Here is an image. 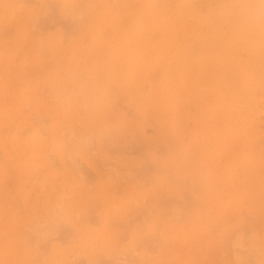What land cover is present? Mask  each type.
I'll return each mask as SVG.
<instances>
[{"label": "rangeland", "instance_id": "374dc122", "mask_svg": "<svg viewBox=\"0 0 264 264\" xmlns=\"http://www.w3.org/2000/svg\"><path fill=\"white\" fill-rule=\"evenodd\" d=\"M17 1L0 2V264H264V0Z\"/></svg>", "mask_w": 264, "mask_h": 264}, {"label": "bare ground", "instance_id": "6f19581e", "mask_svg": "<svg viewBox=\"0 0 264 264\" xmlns=\"http://www.w3.org/2000/svg\"><path fill=\"white\" fill-rule=\"evenodd\" d=\"M27 1H28V0H27ZM27 1H26V2H27ZM37 1H38V0H37ZM0 2H1V0H0ZM13 2H14V1H13ZM26 2L24 1V4H25ZM35 2H36V1H35ZM65 2H66V1H65ZM1 3H2V2H1ZM8 3H9V2H8ZM16 3H17V5H19L20 3L23 4V2H21V0H20L19 4H18V1H17ZM52 3H53V2H52ZM57 3H58V2H57ZM63 3H64V2H63ZM63 3H61V4H63ZM2 4H3V3H2ZM5 4H6V3H5ZM22 4H20V5H22ZM24 4H23V5H24ZM35 4H36V3H35ZM37 4H38V2H37ZM44 4H47L46 1H45ZM50 4H51V3H50ZM58 4H59V3H58ZM64 4H65V3H64ZM208 4H209V3H208ZM17 5H16V8H19L20 6H17ZM41 5H42V4H41ZM47 5H48V4H47ZM54 5H56V4H54ZM75 5H76V4H75ZM167 5H168V4H167ZM76 6H77V5H76ZM45 7H46V6H45ZM50 7H51V6H50ZM55 7L58 8L57 5H56ZM72 7H74V6H72ZM1 8H2V7H1ZM14 8H15V6H14ZM46 8H47V7H46ZM57 8H56V10H57ZM71 9H72V8H71ZM0 10H3V9H0ZM11 10H12V12L9 13V14H10V16H13L12 13H13V11L15 12L16 10H15V9H10V11H11ZM40 10H41V9H40ZM46 10H48V9H46ZM56 10H55V11H56ZM76 10H80V7H79V9H76ZM7 11L9 12V9H7ZM51 11H53V10H51ZM65 11H67V10H64V12H65ZM69 11H70V10H69ZM28 12H29V11H28ZM53 12H54V11H53ZM72 12H73V11H72ZM76 12H77V11H76ZM55 13H57V12H55ZM62 13H63V11H62ZM20 14H21V13H20ZM20 14H19V15H20ZM23 14H24V13H23ZM65 14H66V13H65ZM68 14H69V12H68ZM7 15H8V14H7ZM44 15L46 16V14H44ZM49 15H50V14H49ZM190 15H191V14H190ZM17 16H18V15H17ZM41 16H42V15H41ZM58 16H59V15H58ZM61 16H62V15H61ZM68 16H69V15H68ZM74 16H75V15H74ZM78 16H79V15H78ZM187 16H188V15H187ZM38 17H39V16H38ZM42 17H44V16H42ZM49 17H50V16H48L47 18H49ZM51 17H52V16H51ZM65 17H66V16H65ZM0 18H2V17L0 16ZM11 18H12V17H11ZM44 18H45V17H44ZM54 18H55V17H54ZM56 18H57V17H56ZM68 18H69V17H68ZM75 18H76V17H75ZM77 18H78V17H77ZM79 18H80V17H79ZM174 18H175V17H174ZM190 18H191V17H190ZM34 19H35V18H34ZM51 19H52V18H51ZM73 19H74V18H73ZM84 19H85V18H84ZM166 19H167V18H166ZM4 20H5V19H4ZM6 20H7V19H6ZM36 20L39 21V22L41 21L40 19H37V17H36ZM43 20H45V19H43ZM47 20L49 21V19H47ZM47 20H45V22H47ZM54 20H55V19H54ZM71 20H72V19H71ZM74 20H75V19H74ZM167 20H168V19H167ZM26 21H27V20H26ZM32 21H33V20H32ZM32 21H30V20H29V22L27 21V24H26L27 26H26V28H27L30 24H33V23H34L33 25H34L35 27H37V25L35 24L36 21L34 20L33 23H30V22H32ZM60 21H61V20H60ZM72 21H73V20H72ZM81 21H83V20H81ZM129 21H130V19H129ZM107 22H108V21H107ZM28 23H30V24L28 25ZM53 23H54V22H53ZM56 23H57V22H56ZM62 23H63V22H62ZM76 23H77V22H76ZM4 24H5V25H4ZM4 24H3V25H4L3 28L6 27V26H7V27L9 26L8 24L6 25V21L4 22ZM37 24L39 25V23H37ZM45 24L48 25V23H45ZM40 25H41V24H40ZM42 25H44V22H43V21H42ZM42 25H41V26H42ZM49 25H50V24H49ZM61 25H62V24H61ZM64 25H65V24H64ZM77 25H78V24H77ZM12 26H13V25H12ZM12 26L10 25L9 28L12 29V31H13V27H12ZM31 26H32V25H31ZM34 26H33V27H34ZM54 26H55V25H54ZM65 26H66V25H65ZM79 26H80V24H79ZM79 26H78V27H79ZM88 26H89V25H88ZM192 26H193V24H192ZM21 27H22V24H21ZM33 27H32V28H33ZM38 27H40V26H38ZM42 27L45 28V25L42 26ZM69 27H70V26H69ZM0 28H1V26H0ZM9 28H8V29H9ZM32 28H31V29H32ZM52 28H53V27H52ZM61 28H62V27H61ZM10 29H9V30L5 29V30L9 33V31H11ZM39 29H40V28H39ZM48 29H49V28H48ZM129 29H130V28H129ZM2 30H3L4 32H6L4 29H2ZM21 30H22V28H21ZM21 30H20V31H21ZM45 30H46V29H45ZM69 30H70V29H69ZM91 30H93V29L91 28ZM98 30H99V29H98ZM130 30H131V29H130ZM12 31H11V33H12ZM20 31H19V32H20ZM26 31L28 32V29H27ZM29 31H30V30H29ZM31 31H32V30H31ZM31 31L28 32V37H29V33H31ZM38 31H39V30H38ZM42 31H43V30H42ZM42 31H41V32H42ZM4 32H3V33H4ZM49 32H50V30H49ZM67 32H68V31H67ZM69 32H70V31H69ZM130 32H131V31H130ZM8 33H7L6 37L12 35V34H10V33H9V34H10V35H9ZM50 33H51V32H50ZM50 33H49V34H50ZM75 33H76V32H75ZM0 34H2V31L0 32ZM31 34H33V33H31ZM62 34H63V32H62ZM3 35H4V34H3ZM3 35H0V38H1V37L3 38ZM17 35H19V34H17ZM24 35H25V33H24ZM67 35H68V34H67ZM126 35H127V34H126ZM126 35H125V37L128 36V35H127V36H126ZM19 36H20V35H19ZM64 36H65V35H64ZM22 37H24V36H22ZM30 37H31V36H30ZM30 37H29V38H30ZM89 37H90V36H89ZM208 37H209V36H208ZM2 38H1V39H2ZM19 38H20V37H19ZM2 40H3V39H2ZM5 40H6V39H5ZM126 40H127V39H126ZM2 42H3V41H2ZM210 42H211V41H210ZM129 44H130V43H129ZM145 44H146V43H145ZM20 45H21V44H20ZM39 45H42V44H39ZM21 46H22V45H21ZM57 46H58V45H57ZM57 46H56V47H57ZM17 47H18V46H17ZM15 48H16V47H15ZM16 49H17V48H16ZM39 49H40V50H39L40 53H41V50H43V51L45 50V49L42 48V46H41V48L39 47ZM111 49H112V48H111ZM2 50H3V49H2ZM1 52H2V51H1ZM15 52H17V50H16ZM15 52L11 53L10 55L14 56V53H15ZM42 53L44 54L45 52H42ZM16 54H17V53H15V55H16ZM111 56H112V55H111ZM115 56H116V55H115ZM113 57H114V55H113ZM10 58H11V57H10ZM13 58H14V57H12V65L15 64V62H13ZM22 59H23V57H22ZM125 60H126V59H125ZM10 61H11V60H9V63H10ZM26 63H27V62H25V64H26ZM148 63H149V62H148ZM10 64H11V63H10ZM10 64H8V66H10ZM118 64H119V63H118ZM39 65H40V64H39ZM39 65H38V66H39ZM41 67H42V66L40 65L39 68L41 69ZM8 68H9V67H8ZM23 68H24V67H23ZM23 68H22V70H23ZM144 68H145V67H144ZM35 69H36V68H35ZM114 70H116V69H114ZM8 71H9V70H8ZM8 71H7V73H8ZM36 71H37V70H36ZM105 71H106V70H105ZM10 72H11V71H10ZM22 72H23V73H22ZM22 72H21V73L24 75L25 72H24V71H22ZM111 73H112V71H111ZM8 74H9V76H10V73H8ZM11 74L14 76V73H11ZM22 74H20V75H22ZM37 74H38V73H37ZM133 74H134V72H133ZM108 75H109V74H108ZM24 76H25V75H24ZM10 77H11V76H10ZM14 77H15V76H14ZM112 77H113V76H112ZM147 77H148V76H147ZM12 78H13V77H12ZM12 78H11V79H12ZM23 78H24V77H23ZM24 79H25V78H24ZM6 80H7V79H6ZM23 81H24V80H23ZM109 81H110V80H109ZM109 81H107V82H109ZM16 82H17V81H16ZM135 82H136V81H135ZM143 82H144V81H143ZM112 83H113V82H112ZM144 83H145V82H144ZM8 84L10 85L9 82H8ZM17 84H19V83L17 82L16 85H17ZM74 84H75V83H74ZM132 84H135V83L133 82ZM136 84H137V83H136ZM149 84H150V83H149ZM149 84H147V85H149ZM9 85H8V86H9ZM12 85L14 86L13 83H12ZM12 85H11V86H12ZM22 85H23V84H22ZM115 85H116V84H115ZM13 86H12V87H13ZM19 86H20V85H19ZM134 86H135V85H134ZM134 86H133V87H134ZM9 87H10V86H9ZM12 87H11L10 89H12ZM14 87H15V86H14ZM133 87H132V88H133ZM135 87H137V86H135ZM15 88L17 89V87H15ZM115 88H116V87H115ZM132 88H130V89H132ZM150 88H151V87H150ZM156 88H157V87H156ZM133 89H134V88H133ZM139 89H140V88H139ZM151 89H152V88H151ZM0 90H1V89H0ZM119 90H120V89H119ZM10 91H11V90H10ZM131 91H132V90H131ZM142 91H143V90H142ZM146 91H147V90H146ZM1 92H2V90H1ZM117 92H118V91H117ZM149 92H150V91H149ZM1 94H2V93H1ZM4 94H5V93H4ZM129 94H130V93H129ZM257 94H258V93H257ZM2 95H3V94H2ZM132 95H133V94H131V96H132ZM136 95H137V94H136ZM102 97H103V96H102ZM3 98H4V97H3ZM3 98H1V99H3ZM129 99H130V98H129ZM132 100H133V99H132ZM3 102H4V101H3ZM42 102H43V100H42ZM44 102H45V101H44ZM28 103H29V102H28ZM5 104H6V103H5ZM24 105H25V104H24ZM24 105H23V106H24ZM21 106H22V104H21ZM21 106H20V107H21ZM26 106H27V105H26ZM26 106H24V107H26ZM2 107H3V104H2ZM4 107H5V105H4ZM27 107H28V106H27ZM27 107L25 108V110H27ZM7 108H8V107H5V109H7ZM3 109H4V108H3ZM3 109H2V110H3ZM149 111H150V110H149ZM43 115H44V114H43ZM43 115H42V117H40L41 119L43 118ZM45 115H48V114L45 113ZM185 115H186V114H184V116H185ZM33 116H34V115H33ZM121 116H122V115H121ZM44 117L47 118V120H48V116H47V117L44 116ZM185 117H186V116H185ZM12 118H13V117H12ZM49 118H50V116H49ZM130 118H131V117H130ZM252 118H253V117H252ZM53 119H54V118H53ZM10 120H11V119H10ZM10 120H9L8 122H10ZM22 123L24 124V121H23ZM22 123H21V127L23 126ZM47 123H48V122H47ZM58 123H59V124H58ZM58 123H57V124L60 125V121H59V120H58ZM42 124H45V123L42 122ZM61 124H63V123H61ZM189 124H190V123H189ZM7 125H8V124H7ZM7 125H6V126H7ZM46 125H47V124H45L44 126H46ZM6 126H4V128H5ZM11 126H12V125L9 126L10 129H8V130H11V128L13 127V126H12V127H11ZM40 126H41V125H40ZM190 126H191V125H190ZM21 127H20V128H21ZM177 127H178V126H177ZM259 127H260V126H259ZM4 128H1V130H3ZM28 128H29V127H28ZM6 129H7V128H5V132L7 131ZM12 129H13V128H12ZM25 129H26V126L24 127V130H25ZM29 129H30V128H29ZM57 129H59V127H57ZM64 129H65V128H64ZM64 129H63V132L65 133L66 131H65ZM15 130H16V129H15ZM17 130H19V129H17ZM17 130H16V131H17ZM20 130H21V129H20ZM22 130H23V129H22ZM27 130H28V129H27ZM70 130H71V129H70ZM12 131H13V130H12ZM25 131H26V130H25ZM25 131H24V132H25ZM28 131H29V130H28ZM72 131L75 132L74 128H72ZM88 131H89V130H88ZM126 131H127V129H126ZM2 132H3V131H2ZM8 132H9V131H8ZM8 132H7V133H8ZM10 132H11V131H10ZM51 132H52V131H51ZM56 132H57V133L59 132L58 135L62 134V135H60V136L63 137L64 134H63V133H60V129H59V131L56 130ZM68 132H69V131H68ZM127 132H128V131H127ZM12 133H13V132H12ZM16 133H18V131H17ZM26 133H27V132H26ZM28 133H29V132H28ZM28 133H27V134H28ZM72 133H73V132H72ZM72 133H70V134H72ZM76 133H77V132H76ZM76 133H75V134H76ZM10 134H11V133H9V135H10ZM18 134H19V133H18ZM66 134H68V133L66 132ZM75 134H74V137L77 138V136H76ZM79 134H80V133H79ZM88 134H89V132H88ZM103 134H104V133H102V135H103ZM144 134H145V133H144ZM144 134H143V137H144ZM4 135H6V134L4 133ZM9 135H6V136L9 137V140H11V139H14V138H15V135H16V134H15L14 136H9ZM12 135H13V134H12ZM21 135H22V134H21ZM24 135H25V134H24ZM38 135H39V134H38ZM40 135H41V134H40ZM68 135H69V134H68ZM68 135H67V136H68ZM72 135H73V134H72ZM77 135H78V133H77ZM107 135H108V134H107ZM109 135H110V134H109ZM109 135H108V136H109ZM42 136H43V135H42ZM67 136L64 135V137H66V138H67ZM131 136H132V135H131ZM8 137H6V138H8ZM10 137H14V138H10ZM43 137H44V138H43ZM43 137H42V138H43V141H44L46 136H43ZM56 137H57V135H56ZM58 137H59V136H58ZM72 137H73V136H72ZM121 137H122V136H121ZM90 138H91V136H90ZM122 138H123V137H122ZM139 138H140V137H139ZM86 139H87V138H86ZM91 139H92V138H91ZM135 139H136V138H135ZM140 139H141V138H140ZM62 140H63V139H62ZM68 140H69V139H68ZM68 140H67V141H68ZM87 140H88V139H87ZM121 140L123 141V139H121ZM142 140H143V139H142ZM13 141H14V140H13ZM63 141H64V140H63ZM65 141H66V140H65ZM79 141H81V140L79 139ZM89 141H90V140H89ZM122 141H121V142H122ZM137 141H138V140H137ZM139 141H140V140H139ZM258 141H259V140H258ZM260 141H261V140H260ZM68 142H69V141H68ZM10 143H11V142H10ZM65 143H67V142H65ZM82 143H83V142H82ZM92 143H93V140H92L90 146H92ZM124 143H125V142H124ZM124 143H123V144H124ZM133 143H134V142H133ZM136 143L138 144V142H136ZM44 144H46V141H45ZM103 144H104V143H103ZM119 144H120V143H119ZM125 144H126V143H125ZM256 144H257V143H256ZM46 145H47V144H46ZM62 145H63V144H62ZM83 145H84V143H83ZM52 146H53V145H52ZM106 146L108 147V145H106ZM106 146H104V147H106ZM111 146H113V145H111ZM117 146H118V145H117ZM125 146H126V145H125ZM137 146H138V145H137ZM142 146H143V145H142ZM43 147H44V146H43ZM63 147H64V146H63ZM63 147H62V148H63ZM107 147H106V148H107ZM120 147H121V146H120ZM138 147H139V146H138ZM45 148H46V147H45ZM84 148H85V150L89 149L88 147H87V149H86V146H85V145H84ZM116 148H117V147H116ZM116 148H115V149H116ZM124 148H125V147H124ZM48 149H51V150H52L53 148L50 146ZM64 149H65V147H64ZM107 149H108V148H107ZM121 149H122V148H121ZM139 149H141V152H142L143 149L145 150V148L142 149V147L139 148ZM139 149H138V150H139ZM38 150H39V149H38ZM62 150H63V149H62ZM108 150H110V148H109ZM118 150H119V147H118ZM63 151H64V153H65V150H63ZM63 151H62V152H63ZM115 151H116V150H115ZM120 151H121V150H120ZM123 151H124V150H123ZM145 151H146V150H145ZM158 151H159V150H158ZM0 152H1V151H0ZM52 152H53V151L50 152V155H51ZM93 152H94V150H93ZM141 152H140V153H141ZM143 152H144V151H143ZM66 153H67V152H66ZM147 153H148V152H147ZM160 153H163V152H160ZM0 154H1V153H0ZM90 154H91V153H90ZM114 154H115V153H114ZM116 154H117V153H116ZM126 154H127V151H126ZM128 154L130 155V153H128ZM141 154H142V153H141ZM143 154H145V153H143ZM8 155H9V153H8ZM54 155H55V154H54ZM64 155H65V154H64ZM94 155H95V153H94ZM137 155H138V153H137ZM65 156H66V155H65ZM73 156H75V155H73ZM76 156H77V155H76ZM92 156H93V154H92ZM92 156H91V158H92ZM138 156H139V155H138ZM144 156H145V155H144ZM146 156H148V155H146ZM8 157H10V155H9ZM48 157H49V156H48ZM89 157H90V156H89ZM125 157H126V155H125ZM50 158H52V157H50ZM53 158H54V157H53ZM53 158H52V159H53ZM70 158H72V157L70 156ZM75 158H76V157H75ZM75 158H74V159H75ZM78 158H79V156H78ZM78 158H77V160H78ZM140 158H141V157H140ZM10 159H11V158H9V160H10ZM35 159H37V157H36ZM55 159H56V158H55ZM55 159H54V160H55ZM66 159H67V156H66ZM72 159H73V158H72ZM79 159H80V158H79ZM92 159H93V158H92ZM111 159H112V158H111ZM115 159H116V157H114L113 162L115 161ZM144 159H146V158H144ZM70 160H71V159H70ZM125 160H127V159L125 158ZM148 160H149V159H147L146 161L149 162ZM10 161H11V160H10ZM56 161L58 162V160H56ZM75 161H76V160H75ZM92 161H93V160H92ZM109 161H110V160H109ZM130 161H131V160H130ZM130 161H129V162H130ZM65 162H66V161H65ZM65 162H64V163H65ZM77 162H78V161H77ZM111 162H112V160H111ZM113 162H112V163H113ZM147 162H145V163H147ZM8 163H9V161H8ZM8 163H7V164H8ZM58 163H59V162H58ZM79 163L81 164V163H83V162L80 161ZM108 163H109V162H107V164H108ZM112 163H111V164H112ZM114 163H116V161H115ZM65 164H66V163H65ZM72 164H73V163H72ZM75 164H76V162H75ZM94 164H95V163H94ZM109 164H110V163H109ZM111 164H110V165H111ZM140 164H141V163H140ZM55 165H56V164H55ZM59 165H60V164H59ZM59 165H58V166H59ZM67 165H68V164H67ZM82 165H83V164H82ZM113 165H115V164H113ZM75 166H76V165H75ZM77 166H78V165H77ZM96 166H97V165H96ZM111 166H112V165H111ZM202 166H203V165H202ZM11 167H12V166H11ZM56 167H57V166H56ZM56 167H55V168H56ZM79 167H80V166H79ZM84 167H87V166H84ZM84 167L82 166V168H84ZM98 167H99V166H98ZM98 167H96V168H98ZM116 167H117L118 169H120L118 166H116ZM116 167H115V168H116ZM148 167L151 168L152 166H148ZM58 168H59V167H57L56 169H58ZM70 168H71V167H70ZM107 168H108V167H107ZM109 168L111 169V167H109ZM121 168H122V167H121ZM142 168H143V167H142ZM150 168H148V169H150ZM165 168H166V167H165ZM45 169H46V168H45ZM71 169H72V168H71ZM73 169H75L74 164H73ZM76 169H78V167H76ZM76 169H75V170H76ZM98 169H99V168H98ZM100 169H101V168H100ZM100 169H99V170H100ZM110 169H109V170H110ZM113 169H114V168H112V170H113ZM122 169H123V168H122ZM136 169H137V168H136ZM140 169H141V168H140ZM140 169H139V170H140ZM145 169H146V168H145ZM155 169H156V168H155ZM155 169H154V170H155ZM169 169H170V168H169ZM171 169H172V168H171ZM207 169H208V168H207ZM42 170H44V168H43ZM120 170H121V169H120ZM120 170H119V171H120ZM134 170H135V169H134ZM134 170L132 169V172H134V174H135L136 171H134ZM152 170H153V169H152ZM152 170H151V171H152ZM158 170H159V168H158ZM160 170L162 171L163 169H160ZM164 170H165V169H164ZM164 170H163V171H164ZM213 170H214V169H213ZM58 171L60 172V170H58ZM76 171H77V170H76ZM76 171H75V173H76ZM78 171L80 172V170H78ZM103 171H104V170H103ZM125 171L127 172L128 170H125ZM129 171H130V170H129ZM129 171H128V172H129ZM143 171H144V169H143ZM156 171H157V170H156ZM163 171H162V172H163ZM198 171H200V170L198 169ZM61 172H62V171H61ZM100 172H101V174H103L102 171H100ZM100 172H99V174H100ZM109 172H110V171H109ZM111 172H112V171H111ZM121 172H122V171H121ZM126 172H125V173H126ZM130 172H131V171H130ZM140 172H141V171H140ZM159 172H160V171H159ZM165 172L168 173L169 171H165ZM170 172H171V171H170ZM213 172H214V171H213ZM73 173H74V170H73ZM81 173H84V172H80V174L77 172V175L75 174V176H77V178H78L79 175H81ZM85 173H86V171H85ZM85 173H84V174H85ZM137 173H138V172H137ZM144 173H145V172H144ZM195 173H196V172H195ZM195 173H194V174H195ZM202 173H203V172H202ZM87 174H88V173H87ZM90 174H91V173H90ZM90 174H89V175H90ZM121 174H122V173H121ZM126 174H127V173H126ZM134 174L132 173V176H134ZM147 174H148V173H147ZM147 174H146V175H147ZM34 175H35V173H34ZM34 175H33V177H34ZM85 175H86V174H85ZM85 175H84V176H85ZM122 175H123V174H122ZM128 175H129V174H128ZM137 175H138V174H137ZM140 175H141V173H140ZM146 175H144V176H146ZM35 176L37 177V175H35ZM100 176H101V175H100ZM103 176H104V175H103ZM103 176H102V177H103ZM106 176H107V175H106ZM124 176H125V175H124ZM132 176H131V177H132ZM149 176H150V175H149ZM149 176H147V177H145V178L147 179ZM151 176H152V175H151ZM168 176H169V175H168ZM29 177H30V176H28V178H29ZM31 177H32V176H31ZM36 177H35V178H36ZM81 177H82V176H81ZM90 177H91V176H90ZM95 177H96V176H95ZM102 177H101V179H103ZM135 177H136V174H135ZM170 177H172V176H170ZM213 177H214V176H213ZM28 178H27V179H28ZM83 178H85V177H83ZM87 178H89V177L86 176V179H85L86 181H88V180L91 181V178H92V177L89 178L88 180H87ZM93 178H94V174H93ZM108 178H109V177H108ZM120 178H122V176H121ZM123 178H124V177H123ZM133 178H134V177H133ZM141 178H142V177H141ZM149 178H150V177H149ZM168 178H169V177H168ZM30 179H31V178H30ZM78 179L81 180V178H78ZM111 179H114V178H111ZM139 179H140V178H139ZM143 179H144V178H143ZM153 179H154V178H153ZM172 179H173V178H172ZM203 179H204V178H203ZM206 179H207V178H206ZM28 180H29V179H28ZM32 180H33V182H34L35 179L33 178V179H31L30 181L32 182ZM114 180H115V179H114ZM122 180H124V179H122ZM147 180H148V179H147ZM147 180H146V181H147ZM149 180H150V179H149ZM170 180H171V179H170ZM173 180H174V179H173ZM173 180H172V182H173ZM175 180H176V179H175ZM178 180L181 181L180 179H178ZM178 180H177L176 182H174V183H177V184H178V182H179ZM9 181H10V180H9ZM30 181H29V182H30ZM76 181H77V180H75V183H76ZM86 181H85V182H86ZM93 181H94V180H93ZM93 181H92V182H93ZM120 181H121V180H120ZM120 181H119V182H120ZM125 181H126V180H125ZM139 181H140V180H139ZM144 181H145V180H144ZM190 181L192 182V180H190ZM193 181H194V180H193ZM27 182H28V181H27ZM31 182H30V183H31ZM88 182H89V181H88ZM88 182H86V183H88ZM185 182H186V181L184 180V182H182V183L179 182V183H180V184H183V183H185ZM191 182H190V183H191ZM194 182H195V181H194ZM24 183H25V181H24ZM24 183H23V184H24ZM75 183H74V185H73L72 187L75 186ZM89 183H91V182H89ZM142 183H143V182H142ZM142 183H141V184H142ZM157 183H158V182H156V184H157ZM190 183L188 182V186H189ZM196 183H198V182L196 181ZM196 183H195V184H196ZM221 183H222V181H221ZM33 184H34V183H33ZM134 184H135V183H134ZM134 184H133V182H132V184H130V185H131L130 187H132V185H134ZM141 184H140V185H141ZM162 184H163V183H162ZM195 184H193V185H195ZM223 184H224V183H223ZM92 185H93V183H92ZM95 185H96V184H95ZM183 185H184V184H183ZM198 185H199V184H198ZM198 185H197V186H198ZM42 186H43V185H42ZM88 186H89V187H87V189L90 188L91 185L88 184ZM135 186H136V185H135ZM137 186H139V185H137ZM137 186H136V187H137ZM141 186H142V185H141ZM141 186H139V187H141ZM163 186H164V185H163ZM223 186H224V185H223ZM130 187H129V188H130ZM139 187H138V189H139ZM142 187H144V185H143ZM142 187H141V188H142ZM195 187H196V186H194V188H195ZM52 188L54 189L55 187L53 186ZM91 188L93 189V187H91ZM114 188H115V187H114ZM141 188H140V189H141ZM161 188H162V185H161ZM186 188H187V187H186ZM189 188H191V187H189ZM199 188H200V187H199ZM202 188H203V187H202ZM226 188H227V187H226ZM6 189H7V188H6ZM40 189H41V188H40ZM40 189H39V190H40ZM62 189H63V187H62ZM62 189H61V191H62ZM116 189H117V188H116ZM133 189H134V187H133ZM142 189H143V188H142ZM192 189H193V187H192ZM222 189H223V188H222ZM7 190H10V188L7 189ZM113 190H114V189H113ZM184 190H185V189H184ZM189 190H191V189H189ZM225 190H226V189H225ZM5 191H6V190H4V192H5ZM51 191H52V189H51ZM88 191H89V190H88ZM142 191H143V190H142ZM220 191H221V190H220ZM229 191H231V189H229ZM38 192H39V191H38ZM183 192H184V191H183ZM188 192H189V191H188ZM191 193H192V192H191ZM198 193H199V192H198ZM36 194H37V193H36ZM63 194H64V193H63ZM63 194H61V195L63 196ZM88 194H89V193H88ZM91 194H92V193H91ZM9 195H11V194H9ZM9 195H8V196H9ZM12 195H13V194H12ZM59 195H60V194H59ZM64 195H65V194H64ZM67 195H68V194H67ZM67 195H65L64 198L67 197ZM110 195H111V194H110ZM28 196H29V195H28ZM47 196H48V195H47ZM62 196H61V197H62ZM168 196H169V195H168ZM3 197H4V196H3ZM5 197H6V196H5ZM17 197H18V196H17ZM37 197H38V196H37ZM37 197H36V199H37ZM12 198H13V196H12ZM88 198H89V197H88ZM88 198H87V200H88ZM101 198H102V197H101ZM142 198H143V197H142ZM186 198H187V197H186ZM189 198H191V197H189ZM10 199H11V198H10ZM15 199H16V198H15ZM59 199H60V198H59ZM112 199H113V198H112ZM112 199H111V200H112ZM168 199H169V198H168ZM3 200L5 201L4 198H3ZM11 200L13 201V199H11ZM16 200H17V199H16ZM27 200H28V198H27ZM61 201H62V200H61ZM100 201H102V200H100ZM156 201L158 202V200H156ZM184 201H185V200H184ZM233 201H234V200H233ZM15 202L17 203V201H14V203H15ZM20 202H21V201H20ZM178 202H179V201H178ZM16 203H15V206H16ZM55 203H56V202H55ZM93 203H94V202H93ZM99 203H100V202H99ZM159 203H160V202H159ZM159 203H158V204H159ZM190 203H192V202H190ZM196 203H197V202H196ZM234 203H235V201H234ZM44 204H45V203H44ZM58 204H59V203H58ZM88 204H89V201H88ZM175 204H176V203H175ZM56 205H57V204H54V206H56ZM59 205H60V204H59ZM86 205H87V204H86ZM102 205H103V204H102ZM200 205H201V204H200ZM15 206H13V207H15ZM54 206H53V207H54ZM87 206H90V205H87ZM91 206H92V205H91ZM95 206H96V205H95ZM95 206H94V208H95ZM100 206H101V203H100ZM151 206H152V205H151ZM177 206H178V205H177ZM195 206H196V205H195ZM16 207H17V206H16ZM57 207H58V205H57ZM60 207H61V206H60ZM60 207H58V211H59L60 209L62 210V208H60ZM103 207H104V206H103ZM114 207L116 208L115 205H114ZM127 207H128V206H127ZM89 208H90V210H91V207H88V209H89ZM96 208H97V210H98V207H96ZM101 208H102V207H101ZM105 208H107V207H105ZM112 208H113V207H112ZM153 208H154V207H153ZM197 208H198V207H197ZM15 209H17V208H15ZM53 209H54V208H53ZM17 210H18V209H17ZM74 210H75V209H74ZM82 210H83V209H82ZM92 210H93V209H92ZM92 210H91V211H92ZM94 210H96V209H94ZM97 210H96V212H98ZM137 210H138V209H137ZM62 211H63V210H62ZM112 211H113V210H112ZM134 211H135V210H134ZM24 212H25V211H24ZM74 212H75V211H73V213H74ZM93 212H95V211H93ZM131 212H132V211H131ZM135 212H136V211H135ZM53 213H54V212H53ZM75 213L77 214V212H75ZM75 213H74V216H73V217H76V214H75ZM55 214H56V213H55ZM57 214H58V213H57ZM125 214H126V213H125ZM84 215H85V214H84ZM97 215H98V214H97ZM101 215H102V214H101ZM110 215H111V214H110ZM130 215H131V214H130ZM155 215H156V214H155ZM25 216H27V215H25ZM57 216H58V215H57ZM77 216H78V215H77ZM99 216H100V215H99ZM104 216H106V215H104ZM132 216H133V215H132ZM163 216H164V215H163ZM182 216H183V215H182ZM106 217H107V216H106ZM106 217H104V219H105ZM11 218H12V217H11ZM56 218H58V217H56ZM132 218H134V217H132ZM59 219H60V217H59ZM73 219H74V218H73ZM94 219H95V218H94ZM99 219H100V218H98L97 221H99ZM44 220H45V219H44ZM74 220H75V219H74ZM121 220H122V219H121ZM136 220H137V219H136ZM142 220H143V219H141V221H142ZM63 221H64V220H63ZM63 221H62V222H63ZM75 221H76V220H75ZM113 221H114V220H113ZM244 221H245V220H244ZM249 221H250V220H249ZM0 222H1V221H0ZM32 222H33V221H32ZM60 222H61V221H58V224H61V223H62V222H61V223H60ZM64 222H65V221H64ZM66 222H67V221H66ZM66 222H65V223H66ZM100 222H101V221H100ZM106 222H107V221H106ZM111 222H112V219H111V221H110V225L112 226ZM116 222H118V221L115 219V223H116ZM173 222H174V221H173ZM10 223H11V226H12V222H10ZM65 223H64V224H65ZM113 223H114V222H113ZM29 224H31V223H29ZM29 224H28V225H29ZM107 224H108V223H107ZM118 224H119V223H118ZM4 225H5V224H4ZM8 225H9V223H8ZM28 225H25V226H28ZM110 225H109V227H110ZM114 225H116V224H114ZM127 225H128V224H127ZM127 225H126V226H127ZM158 225H160V223H159ZM248 225H249V224H248ZM250 225H251V224H250ZM2 226H3V225H2ZM25 226H24V227H25ZM44 226H45V225H44ZM122 226L124 227V225H122ZM8 227H9V226H8ZM18 227H19V226H18ZM31 227H33V226H31ZM31 227L29 226V228H31ZM34 227H35V226H34ZM34 227H33V228H34ZM61 227H62V226H61ZM63 227H64V225H63ZM63 227H62V228H63ZM66 227H67V228L69 227V226H67V223H66ZM66 227H65V228H66ZM114 227H115V226H114ZM141 227H144V226H141ZM33 228H32V229H33ZM37 228H38V227H36V229H37ZM39 228H40V227H39ZM39 228L37 229V232L40 231L41 228H40V229H39ZM42 228H43V227H42ZM59 228H60V227H59ZM69 228H70V227H69ZM71 228H72V227H71ZM110 228H111V227H110ZM125 228H126V227H125ZM144 228H145V227H144ZM155 228H157V227H155ZM25 229H26V228H25ZM128 229H129V228H128ZM17 230H18V229H17ZM71 230L73 231V228H72ZM28 231H29V230H28ZM30 231H31V230H30ZM68 231H69V229H68ZM72 231H71V232H72ZM164 231H165V229H164ZM26 232H27V231H26ZM34 232H35V231H34ZM42 232L46 235V233H45L44 231H42ZM42 232H41V233H42ZM122 232H123V231H122ZM157 232H158V231H157ZM2 233H3V232H2ZM16 233H17V232H16ZM27 233H29V232H27ZM35 233H36V232H35ZM35 233H33V234L36 235L37 233H36V234H35ZM39 233H40V232H39ZM73 233H74V232H73ZM73 233H71V234H73ZM159 233H160V232H159ZM164 233H165V232H164ZM13 234H14V233L12 232L11 235H13ZM29 234H30V233H29ZM29 234H28V235H29ZM44 234H43V235H44ZM69 234H70V233H69ZM71 234H70L69 236H71ZM245 234H246V233H245ZM1 235H2V234H1ZM1 235H0V236H1ZM11 235H10V236L8 235V236L11 237ZM51 235H52V234H50V236H51ZM56 235H57V234H56ZM56 235H55V237H56ZM153 235H154V234H153ZM169 235H170V234H169ZM214 235H215V234H214ZM6 236H7V235H6ZM52 236H53V235H52ZM52 236H51V238H52ZM69 236H66V237H69ZM119 236H120V235H119ZM3 237H4V235H3ZM3 237L1 236V238H3ZM12 237H13V236H12ZM40 237H42V236L39 235V238H40ZM47 237H48V236H47ZM53 237H54V236H53ZM64 237H65V236H64ZM145 237H146V236H145ZM147 237H149V236L147 235ZM151 237H152V236H151ZM155 237H156V236H155ZM1 238H0V241L2 240ZM14 238H15V236H14ZM14 238H13V240H12V239H11V240L14 241ZM42 238H43V237H42ZM4 239L6 240V238H4ZM40 239H41V238H40ZM52 239H53V238H52ZM65 239H66V238H65ZM68 239H69V238H68ZM100 239H101V238H100ZM115 239H116V238H115ZM148 239H149V238H148ZM46 240H47V239H46ZM26 241H27V242H26L27 245L30 246L31 243H30L29 239L26 240ZM50 241H51V240H50ZM63 241H64V238H63ZM66 241H67V240H65V242H66ZM101 241H102V240H101ZM120 241H121V240H120ZM123 241H124V240H123ZM2 242L5 243L6 241L2 240ZM2 242H0V245H1V246H2ZM28 242H29V244H28ZM69 242H70V241H69ZM89 242H90V241H89ZM121 242H122V241H121ZM148 242H149V241H148ZM48 243H49V242H48ZM56 243H57V242H56ZM116 243H117V241H116ZM116 243H115V244H116ZM140 243H141V242H140ZM43 244H44V243H43ZM43 244H42V245H43ZM45 244H46V243H45ZM54 244H55V243H54ZM54 244H53L52 246H54ZM138 244H139V243H138ZM90 245H91V243H90ZM136 245H137V244H136ZM156 245H157V244H156ZM161 245H162V244H161ZM3 246H5V244H3ZM3 246H2V247H3ZM28 246H27V248H28ZM34 246H35V245H34ZM38 246H39V245H38ZM98 246H99V245H98ZM115 246H116V245H115ZM138 246H139V245H138ZM39 247H40V249L42 248L41 244H40ZM88 247H89V246H88ZM91 247H92V246H91ZM134 247H135V246H134ZM134 247H133V248H134ZM142 247H143V246H142ZM150 247H151V246H150ZM13 248H14V247H13ZM35 248H36V247H34V248L32 247V249H35ZM139 248H141V247H138L137 250H138ZM152 248H153V247H152ZM156 248H157V247H156ZM98 249H99V248H98ZM131 249H132V248H131ZM131 249H130V250H131ZM165 249H166V248H165ZM0 250H1V247H0ZM4 250H7V249L5 248ZM41 250H42V249H41ZM41 250H40V251H41ZM135 250H136V249H135ZM155 250H156V249H155ZM12 251H13V250H12ZM20 251H21V250H20ZM22 251H23V249H22ZM38 251H39V248H38ZM132 251H133V249H132ZM151 251H152V250H151ZM3 252H4V251H3ZM46 252L48 253V251H46ZM46 252H45V253H46ZM125 252H126V251H125ZM127 252H128V251H127ZM130 252H131V251H130ZM135 252H138V251H135ZM13 253H14V252H13ZM23 253L25 254L26 252H23ZM41 253H43V252H40L39 255H40ZM86 253H87V252H86ZM123 253H124V251H123ZM8 254H9V252H8ZM21 254H22V253H20V255H21ZM37 254H38V253H37ZM43 254H44V253H43ZM99 254H100V253H99ZM99 254H98V255H99ZM126 254H127V253H126ZM145 254H146V253H145ZM63 255H64V254H63ZM100 255H101V254H100ZM128 255L132 257L133 254L130 255V253H129ZM137 255H138V253H137ZM14 256H17L16 258L18 259V255H14ZM14 256H13V258H14ZM26 256H27V254H26ZM36 256H37V255H36ZM40 256H41V255H40ZM40 256H39V257L37 256V258H40ZM46 256H47V255H46ZM46 256H45V257H46ZM124 256H125V255H124ZM146 256H148V255L146 254ZM34 257H35V256H33V258H34ZM63 257H64V256H63ZM126 257L128 258V260H129V259H132L131 257H128V256H126ZM135 257H136V256H135ZM26 258L28 259V257H26ZM82 258H83V257H81V259H82ZM96 258H97V257H96ZM110 258H111V257H110ZM110 258H109V259H110ZM127 258H126V259H127ZM219 258H221V257H219ZM1 259H2V258H1ZM34 259H35V258H34ZM41 259H42V257H41ZM75 259H77V258H75ZM75 259H73V260L75 261ZM102 259H103V258H102ZM113 259H114V258H113ZM136 259H137V257H136ZM138 259H139L140 264H145V263H146V264H149V263H148L149 260H148L147 258H145V255L142 254V253L140 254V256H139ZM138 259L136 260L137 262H138ZM14 260H15V258H14ZM35 260L37 261V259H35ZM97 260H98V259H97ZM99 260H101V259H99ZM107 260H108V259H107ZM146 260H148V261H146ZM10 261H11V260H10ZM40 261H42V260H38V262H40ZM83 261H84V260H83ZM132 261H135V260H129V263L132 262ZM136 261H135V262H136ZM14 262H15V261H14ZM14 262H13V263H14ZM71 262H72V260H71ZM105 262H108V261H105ZM11 263H12V262H11ZM48 263H49V262H48ZM80 263H82V262H80ZM100 263L105 264V263H103V261H101ZM108 263H109V264H110V263H112V264H113V263L121 264L119 261H116V262H115V260H114L113 262L110 261V262H108ZM108 263H106V264H108ZM72 264H73V262H72ZM75 264H76V263H75ZM97 264H98V263H97ZM134 264H135V263H134ZM219 264H220V263H219ZM234 264H235V263H234Z\"/></svg>", "mask_w": 264, "mask_h": 264}]
</instances>
